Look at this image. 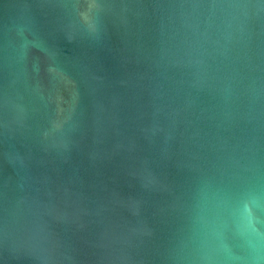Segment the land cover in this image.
Instances as JSON below:
<instances>
[{
    "label": "water",
    "instance_id": "water-1",
    "mask_svg": "<svg viewBox=\"0 0 264 264\" xmlns=\"http://www.w3.org/2000/svg\"><path fill=\"white\" fill-rule=\"evenodd\" d=\"M0 264H264V0H0Z\"/></svg>",
    "mask_w": 264,
    "mask_h": 264
}]
</instances>
